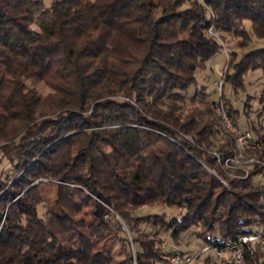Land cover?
I'll return each mask as SVG.
<instances>
[{
  "label": "trees",
  "instance_id": "trees-1",
  "mask_svg": "<svg viewBox=\"0 0 264 264\" xmlns=\"http://www.w3.org/2000/svg\"><path fill=\"white\" fill-rule=\"evenodd\" d=\"M210 29L240 49L264 40V0H0V153L13 167L0 178V264H155L159 234L200 228L216 245L258 233L264 184L251 179L264 170L224 186L213 153L233 157L235 140L215 144L205 91L185 97L223 51ZM236 58L223 85L236 92L259 70L264 86V49ZM259 104L264 117V88ZM159 205L184 213L134 216ZM115 216L134 225L133 245ZM246 264H264V250Z\"/></svg>",
  "mask_w": 264,
  "mask_h": 264
},
{
  "label": "rangeland",
  "instance_id": "rangeland-1",
  "mask_svg": "<svg viewBox=\"0 0 264 264\" xmlns=\"http://www.w3.org/2000/svg\"><path fill=\"white\" fill-rule=\"evenodd\" d=\"M41 1L43 2L45 7H48L51 5L53 0ZM187 7L188 4L184 3L181 8L185 9ZM242 24L249 30L250 23L248 21H244ZM209 33L215 36L217 42L222 46L223 51L206 62L205 69L198 74L196 84L191 85L187 89L185 97L188 100L195 92L203 90L208 94V100L215 102L213 109L215 111V115L220 118V121H216L215 123L212 122L213 128L215 130H219V134L215 137V144H219V140L222 137L223 141H230L231 137H228L227 133L232 134V138H234L233 140H235L236 134L234 133L233 128H235V130L238 129L249 131L251 133L252 138L260 142L256 133L251 130V127L253 124H255L257 125L256 128H264V117L260 116L261 106L259 104L260 94L262 89L264 88L261 80V72L257 70L252 73H249L245 77L244 88L239 89L236 92L229 84L226 83L225 85H223V80L227 71L229 72L231 69V64H229L228 66V60L230 59L231 52H236L237 58L235 61H237L240 59L241 54H246L258 49H264V40H258L253 37L251 44L248 47H246L245 49H240L237 47L239 41L235 36L222 32L213 33L211 29L209 30ZM220 82H222L221 89L218 88V84ZM38 88H41L43 94H47L49 92V89L47 87L42 86ZM231 102L233 104L231 105L232 111L237 113L236 115H233L232 118L228 116V113L226 111V108H228ZM246 103L248 104L247 106ZM227 120L229 121L230 125L228 124ZM236 124L238 125L237 127ZM259 134L263 135L264 131H260ZM226 142L228 143V141ZM231 143L233 142L231 141ZM235 145L238 152L234 156H239L240 161H243V163L241 164L242 168L240 167L237 170L235 169L237 171H235L236 177H234L236 180L248 179L252 170H256L258 168H262V170H264L263 166L258 162L264 160L260 159L258 156H255L254 153L251 152V149L243 148L242 146H239L236 142ZM261 150L263 151V149ZM213 155L215 156L217 164L220 167L219 162L224 159H221L220 155L215 152L213 153ZM250 159H254L255 161L251 166L250 164H244L245 161ZM12 168L13 167L7 162V160L2 159L0 153V178L2 180H6V178H8L10 174H13V170H11ZM244 170H246L245 174ZM223 176V178L227 177L225 174H223ZM238 176L243 177L241 178ZM251 181L255 184H264V175L257 174L256 176L252 177ZM43 209V206H39V213H42ZM183 213L184 211H173L164 206L159 205L156 207H143L142 209L136 211L134 213V216L164 214L167 219H170L172 217H179ZM113 220L117 222L116 226V223H114V221H110L112 222L110 226L114 234L117 233L119 227L122 232L121 234L128 239L131 245H133V238L136 237V235L135 232L131 229L134 225L124 222L118 216H115ZM252 231H264V225L262 224L259 226H253ZM204 234L205 233L202 229L192 228L180 234L176 241L170 239L168 234H159L157 237L160 238L158 246L160 248V253L162 252L161 255L163 254V259L160 263L156 262L155 264H169V258L171 256L168 257L167 255H165L164 252H168L171 250L175 251L174 254H188L194 257L196 256L193 264H203L205 258L211 255L210 253L199 254L200 250L207 244L204 239ZM112 252L118 259L122 258V255L124 254L122 245L118 241V239H116V237L114 240V245L112 246ZM206 264H212V261L206 262Z\"/></svg>",
  "mask_w": 264,
  "mask_h": 264
},
{
  "label": "built area",
  "instance_id": "built-area-1",
  "mask_svg": "<svg viewBox=\"0 0 264 264\" xmlns=\"http://www.w3.org/2000/svg\"><path fill=\"white\" fill-rule=\"evenodd\" d=\"M221 87L222 82L218 84V88L221 89ZM227 122L229 124L228 120ZM233 130L236 134L235 142L239 146L251 150L259 148L263 149L264 151V145L254 140L249 131L238 129L235 130V128H233ZM254 162V159H250L245 161L244 164H250L251 166ZM258 162L264 168V161ZM219 163L223 174H225L227 177L234 178L236 177L235 171L241 167L243 161H240L239 156H233L226 158ZM245 173L246 170H244V174ZM218 179L224 186H228L227 180L225 178L221 176ZM254 248L264 250V231L226 239L216 245L206 244V246L200 250L199 254L210 253L212 255V264H246V255L252 253ZM195 258L196 256L194 257L188 254H174L169 258V264H193Z\"/></svg>",
  "mask_w": 264,
  "mask_h": 264
}]
</instances>
